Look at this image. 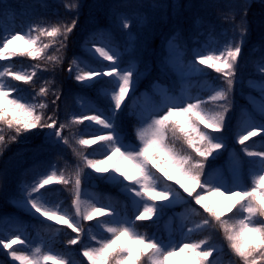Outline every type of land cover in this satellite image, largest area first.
<instances>
[{"label":"snow or ice","instance_id":"1","mask_svg":"<svg viewBox=\"0 0 264 264\" xmlns=\"http://www.w3.org/2000/svg\"><path fill=\"white\" fill-rule=\"evenodd\" d=\"M78 7L76 0L65 4V8L69 11H76ZM240 7V22L238 24L235 22V14L230 17L233 22L234 37L218 50V54L214 51L206 55L194 50V58L185 64L182 59L181 45L177 43L178 31L161 41V46L166 53L162 58V63L165 66H174L182 76H190L203 71L200 66L204 65L220 73L224 85L213 88L211 94L206 98L197 95L187 97V101L170 95L164 89L158 108L147 111V114L144 110L139 113L141 121L146 123L136 131L140 141L137 147L126 145L123 142L117 119L119 113L123 111L126 99L130 95H134L140 73L135 63L121 67L122 52L110 42H106L104 46H97L95 42H92L89 49L103 60L110 62L105 69L77 70L74 76L77 82L85 86H91L102 77L113 79L114 86L110 93L113 103L110 115H105L102 112L79 115L61 123L56 114L59 107L57 101L60 100L61 95L59 92H53L54 98L51 100V104L55 106L53 112L45 114L43 111L48 107V104L42 102V99L51 90L48 86L49 82H45L31 100H28L24 98L17 87L5 84L0 79V124L12 130L10 141H16L21 135L30 134L33 130L47 129L45 138L49 142L69 145L70 139L64 135V130L73 125L82 124L84 121L94 123L106 130L103 135H97L94 139L81 138L76 142L80 146L96 145L97 147L87 155L83 150L74 148L82 165H78L74 181L71 176L66 178L63 170L58 177L53 171L51 175H46L44 179L33 184L24 197L25 207L30 206V209L35 213H39L49 220L65 224L76 233L74 238L67 241L69 245H76L81 240L80 234L84 232V228L77 223L76 219L69 217L66 211L63 215H58L61 211L59 205L55 206L53 210L39 196V190L50 185L54 178L64 185H74L72 204L75 207V216L80 220L91 221L98 216L118 215L114 209L97 208L91 202L87 208H81V183L84 167L91 168L99 174H107V179L119 180L123 178L124 181L129 182L124 185L125 188L134 193L135 197L140 198L143 210L133 220L125 217L113 223L100 222L101 226L106 229L107 235L98 237L92 234L90 236V240L95 243L84 246L82 249V255L87 258L88 264H173L172 258L178 252L186 254L190 264H213L210 257L213 256L216 249L209 244L207 239L173 245L166 244L154 235L136 230L137 221L150 220L161 211L155 203L156 201L171 203L173 198L180 196V193L175 191L171 185H167L163 191H156L160 183L163 182V178L170 181L176 179L177 176L182 179H177L176 182L189 196L199 188L203 193L219 194L221 197L233 200L226 210H221L215 203L206 202L209 198L208 195L197 193L194 197L195 203L201 205L204 211L209 214L197 227L208 226L215 221L223 228L230 249L241 264H264V175L258 174L250 188L238 191L226 188L225 191H221V188L225 187L222 178L206 174V163L209 157L225 147L224 142L217 140L212 132L223 131L227 114L231 110L230 97L236 81L244 40L249 31L247 15L250 6L247 0H244ZM118 19L123 29H130L131 20L127 16L119 14ZM225 19H229V17H225ZM77 23L78 17L71 19L70 22L51 27L32 25L25 34L16 32L11 38L3 39V47H0V59H8L17 54L33 59L40 57L48 45L37 46L39 36L33 37L31 35L33 31L51 38L53 41L59 40L60 47L66 48L68 38L77 27ZM17 41H24L29 47L10 48V45H14ZM128 41L126 51L133 48L135 43L130 31L128 32ZM87 43L89 41H86ZM49 59L56 60L58 58L49 57ZM40 67L37 64L31 72L23 73L5 67L3 71H0V78L12 77L16 81L27 83L33 81ZM78 67L74 59L68 66L69 73ZM258 72L264 75V65L258 67ZM209 103H217V110L209 112L206 108ZM258 111L264 115V103L259 106ZM201 125L204 127L201 128ZM258 132H264V128L253 127L246 134L239 136L238 143L242 146L245 145V142L250 137L256 136ZM169 133L172 135L170 136ZM173 138L182 140L184 145L182 151L175 148ZM0 146H6V138L2 130H0ZM243 151L249 157H258L257 164L261 167V171H264V151L252 152L246 146ZM97 154L103 155L104 159L89 158V156ZM157 173H162V177ZM171 173H175V175ZM236 212L243 215L230 223L229 214ZM18 243H24L19 235L7 241L0 239V245H3L4 249H12V246ZM202 246L204 250H201ZM35 251L38 255L29 256L13 249L10 255L20 264H47L50 260H57V257L50 253L41 254L40 248H36ZM58 264H65V261L61 259ZM67 264H72V262L68 261Z\"/></svg>","mask_w":264,"mask_h":264},{"label":"trees","instance_id":"2","mask_svg":"<svg viewBox=\"0 0 264 264\" xmlns=\"http://www.w3.org/2000/svg\"><path fill=\"white\" fill-rule=\"evenodd\" d=\"M69 2L71 0H0V46L3 44L4 38H9L16 33L15 27L18 28V32L23 33L28 32L32 25L51 27L70 22L71 19L78 17L77 27L69 36L66 48L60 47L59 40L53 41L51 38L33 31L31 33L33 37L39 36L37 46L48 45L40 57L33 59L26 55L17 54V57L12 61L0 59V71H3L5 67H10L14 71L24 67L28 72L33 70V67L37 64L41 66L37 70L33 81L27 83L16 81L12 77L0 79L5 84L17 87L24 98L28 100H31L32 96L39 91V88L45 82H49L48 86L51 90L42 99V102L48 104V107L43 110L45 114H50L55 109V106L51 104V100L54 98L53 92L61 94L60 100L57 101L59 107L56 110L59 119L65 116L71 118L79 116L81 114L75 115V111L83 112L90 104L102 107L106 115L111 114L108 107L112 106L110 99V91L114 86L112 78L102 77L97 79L91 86H85L74 79V71L68 76L67 68L74 59L88 69L100 70L108 66L110 62L100 58L94 51H89L92 42H95L97 46H104L106 42H110L118 47L122 52L121 66L131 63L136 64L140 73L137 88L147 87L148 90L153 91L152 83L161 72L167 74L164 82L169 85V88H174L180 81L193 84L199 79H209L211 83L217 85V88L224 85V81L220 78L221 74L204 65L200 66L203 71L190 76H182L174 66H165L162 63V58L166 53L161 46V41L178 31L177 43L181 45L182 59L185 64L188 60L194 58V50L206 55L214 51L218 54V50L234 37L233 22L230 17L235 14V22L237 24L240 22V6L244 3V0H76L79 5L76 11H69L65 8V4ZM247 2L250 6L247 15L249 31L244 40L241 58L237 67L236 81L230 97L232 107L227 114L223 131L212 132L213 136H218L228 143L231 142L230 136L240 118L250 109L257 108L260 103L257 101V97L264 98V75L258 72V67L264 65V3L257 2V0H247ZM176 10H179L178 25L169 30L172 25V15ZM119 14L125 15L131 20L130 29L125 30L120 26ZM91 16L95 17V24L84 29V22ZM225 17H229V19H225ZM129 31L133 34L135 43L133 48L126 51L129 43ZM86 41H89V43L86 44ZM49 57H57L58 59L50 60ZM146 69L149 70L146 71ZM248 76L250 80L245 81ZM72 100L74 105L79 108L78 110L68 106V104H73ZM206 108L209 112H212L217 110L218 104L209 103ZM124 119H126V123L122 122ZM117 123L123 142L129 146H139L140 141L136 135L137 129L132 125V111H129L126 116L121 111ZM78 125H80V130L74 133L73 143L66 145V147L73 150L74 148L83 150L84 154L87 155L97 146H80L76 142L81 138L94 139L95 136L103 134L97 132V134L83 137L82 128L92 130L98 129L99 126L89 121H84ZM0 130L5 135L7 146L6 149L4 148V152L0 146V158L20 150L27 154V158H32L34 155L28 154V152H32L35 147L43 146L42 131L39 129L33 130L30 134L21 135L16 141L9 140L12 130L5 125L0 124ZM169 135L172 134L169 133ZM173 142L178 151L183 150L184 145L181 139L173 138ZM2 153H5V155L2 156ZM55 155L54 153L50 154L53 159L45 166L43 160L47 156L43 153H39L35 160L32 158L23 162L14 180L8 186L6 185L7 196L0 199V201L4 202V208L8 210L7 219L18 220L20 218L38 222L44 236L38 244L41 254L50 253L52 256L57 257V260H50L47 264H58L61 259L65 261V264L68 261H71L72 264H88L87 258L82 255L83 247L90 245L88 244V229L105 232L106 229L101 226V221L113 223L125 217L133 220L136 215H139V206L141 207L140 211L143 210V206L140 203V198L135 197L134 193L125 188L124 185L129 182L124 181L123 178L119 180L107 179V174H99L91 168L84 167L83 170L95 179L98 186L97 189L91 187L86 191L87 200L90 201L93 198L101 200L98 208L114 209L118 215H104L94 217L91 221L84 220L83 225H86V227H84L85 233L80 234L81 240L76 245H69L67 241L76 236L71 228L58 221L39 216L38 213L30 209V206L25 207L24 203V197L33 185V180L37 175L44 173L39 178L38 181H40L46 175H51L53 171L56 172L58 177L61 170H63L65 177H69L65 172V166H62L59 161V156L55 157ZM71 156H73L72 160L75 161L77 166L81 165L80 157L76 152ZM216 156L218 157L219 154H213L212 159H215ZM224 162L223 171L219 170L221 168L219 164L223 162L210 163L206 174L221 177L225 185L224 189L231 188L238 191L253 186V179L238 168L236 171H232L233 165L227 160ZM228 165H231V169L228 168ZM171 174L175 175V173ZM157 175L162 177V173H157ZM177 179L182 178L177 176L176 179L170 181L163 178V182L160 183L156 191H163L167 185H171L175 191L180 193V196L173 198L171 203L156 201L155 203L161 211L150 220L137 221L136 230L146 233L144 229L149 228L151 223H155L161 231V240L165 242L169 238L163 234V230L166 231L167 220L170 218L177 219L179 213L185 212L187 217L194 212L195 217L191 220L192 224L186 231L188 235L193 236L192 243L207 239L209 244L216 249L213 255L217 254L219 256V264H241L232 253L221 226L213 221L208 226L197 227L209 214L204 211L201 205L195 203L194 197L197 193L206 194L209 197L207 203H215L221 210H226L228 206H222L221 203L216 201L215 195L203 193L199 188L189 196L176 182ZM72 190V184L64 185L54 178L50 185L39 190V196L42 200L46 196L55 199L56 205L71 214ZM104 195H107L108 198L104 199ZM232 202L233 200H231ZM242 215L239 212L230 213L229 222L241 218ZM148 222H150V225H148ZM36 254L33 253L32 256ZM0 257L10 264H19L11 257L9 250L3 248V245H0ZM172 259L173 264H190L184 253H178Z\"/></svg>","mask_w":264,"mask_h":264},{"label":"rangeland","instance_id":"3","mask_svg":"<svg viewBox=\"0 0 264 264\" xmlns=\"http://www.w3.org/2000/svg\"><path fill=\"white\" fill-rule=\"evenodd\" d=\"M257 2L260 3H264V0H257ZM178 14H179V10L174 11V14L172 15V25L169 27L172 30L174 27H176L178 25ZM95 23L94 18L90 19L87 22L86 26H92ZM176 24V25H175ZM23 34V33H21ZM25 34V33H24ZM11 38V37H10ZM23 47V48H28L29 45L24 43V41H17L14 45H10V48H14V47ZM3 47V46H2ZM15 56H12L8 59H12ZM128 66V65H126ZM125 66V67H126ZM77 70H81V68L78 67ZM26 70L23 68L21 70V73L25 72ZM203 82L198 83V86H194L193 88L187 85H181L175 94L171 93L170 91H168V93L170 95H173L177 98L180 99H184L185 101H187V97H191V96H201L203 98V96L205 95V88L206 86H203L202 84ZM205 83L208 85V81H205ZM215 88V86H210L209 87V91L211 92L212 89ZM165 89V87H157V89H155V91L158 93L159 92V96H158V103H156L154 101V99L147 93L144 97H141L139 99V104L141 106H144L145 108L143 109L145 111V114H147V111H151L155 108H158L161 104V94L162 91ZM144 94V92H143ZM260 103L257 106L256 110L250 109V111L248 113H246L241 121H240V125L239 127L236 129V131L233 133L232 137H231V143L232 144H227L226 142H224L225 147L222 148L221 150H218L215 153L221 152L222 154H225L226 158H231L232 156L235 157L236 161L233 160L234 163L239 164L243 162V158L246 156V153L243 151V148L246 146L248 148L249 151L252 152H259V151H264V132H258V134L254 137H250L248 141L245 142V145H240L238 143V138L240 135L246 134L247 131L252 130L253 127L256 128H264V115H262L259 111L258 108L259 106L264 103V99H259L256 98ZM137 111L139 112V109H137ZM68 119H64V122H67ZM146 122H140V126H145ZM204 126L202 125V128ZM79 129V125H73L71 128H66L64 130V135L68 136L70 139V143H73V134L75 133V131H78ZM48 130H46L47 132ZM45 132V133H46ZM103 133H105V129L102 131ZM45 139V144L46 146L50 149L49 151L45 152V155L47 156V158H45L43 160V164L44 166L47 165L48 163L51 162V160L53 158H51L50 154L54 153L56 154L55 157L59 156V161L61 163L62 166H65V172L68 174V176H71L73 181L75 179V173L77 171V165L75 164V161L73 162L71 155H73L75 152L73 149L67 148L65 144H53L51 142H49L48 139ZM217 140H221L219 138H217ZM3 152H4V148L6 149L7 146H1ZM10 151V150H9ZM37 152H28V154H34ZM5 153H2V156H4ZM26 153H24L23 151H18V152H11L9 153L7 156V158L5 157H1L0 158V199L4 198L5 196H7V189H6V185L9 184L10 180H12L14 178V176L17 173V169L20 167V165L23 163V161H27L30 160L26 157ZM38 155L33 156V160H35V158H37ZM223 157V156H222ZM89 158H94V159H104L103 155H94V156H89ZM210 160L209 162L207 161L206 163V170L209 169V164L210 163H214L215 160L219 161L220 157H217L215 159H212V157H209ZM257 160L258 157H256V159L254 161H251V164L249 166H247V173L253 178L256 179V176L259 175H264V171H261V167L257 164ZM82 180H83V184L85 185H89V181H90V176L86 173L83 172L82 174ZM5 186V187H4ZM31 189V188H30ZM9 191V190H8ZM221 191H225L224 189H221ZM216 200L219 201V203L223 204L224 206H226L227 204H229L230 199H227L225 197H221L219 196V194H215ZM2 201V200H1ZM0 201V216L2 214L5 213L4 207L5 204L4 202ZM81 202H83L82 207H84V209L86 208V204L87 202L83 199V196H81ZM50 208V207H49ZM1 222V221H0ZM188 222L185 221L182 224H179V228L181 230L185 229L188 226ZM10 229L11 232L10 233H5V236L10 240L11 238H14L16 235H19V227H12L11 225H7ZM21 237V236H20ZM4 238V236L2 234H0V239ZM190 238H183L178 244L176 245H180L183 243H190L189 241ZM172 244V243H170ZM22 247L19 246H14L12 247V249H10L11 251L17 250L19 252H23L24 254L27 255V253H31L35 251L36 249V245L35 243H30L27 244L26 242L22 243L21 245ZM29 250V251H28ZM19 262V261H17ZM20 264V263H19ZM214 264V263H213Z\"/></svg>","mask_w":264,"mask_h":264},{"label":"water","instance_id":"4","mask_svg":"<svg viewBox=\"0 0 264 264\" xmlns=\"http://www.w3.org/2000/svg\"><path fill=\"white\" fill-rule=\"evenodd\" d=\"M73 210H74V213H75V207L73 206Z\"/></svg>","mask_w":264,"mask_h":264}]
</instances>
